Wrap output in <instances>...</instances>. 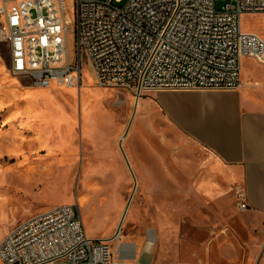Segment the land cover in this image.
I'll return each mask as SVG.
<instances>
[{"label":"rangeland","instance_id":"rangeland-1","mask_svg":"<svg viewBox=\"0 0 264 264\" xmlns=\"http://www.w3.org/2000/svg\"><path fill=\"white\" fill-rule=\"evenodd\" d=\"M63 1L71 27L75 0ZM223 4L216 1V10ZM240 27L264 37V12L241 15ZM68 51L73 55L71 31ZM9 60L7 45L0 43V240L30 216L73 204L88 238L117 234L111 248L122 241L134 243L131 264H143L137 261L142 254L146 264H264V220L245 201L241 208L235 192L241 183L193 180L195 173L184 180L180 171L178 185L135 179L144 170L131 168L127 158L132 154L155 149L169 155L176 147L193 148L167 133L161 138L147 126L146 131L135 127V100L153 94L98 86L85 65L77 86L37 87L27 75L13 74ZM250 60L245 57L241 65ZM88 180L96 184L84 188ZM106 186L121 199L112 203L121 206L112 223L101 216L108 203L102 196ZM190 187L196 201L172 195V190ZM82 192H87L83 205ZM84 208H89L88 217Z\"/></svg>","mask_w":264,"mask_h":264},{"label":"built area","instance_id":"built-area-1","mask_svg":"<svg viewBox=\"0 0 264 264\" xmlns=\"http://www.w3.org/2000/svg\"><path fill=\"white\" fill-rule=\"evenodd\" d=\"M75 0L66 24L63 0H0V43L10 71L34 86L79 84L87 66L98 86L137 94L170 89L232 90L240 62L264 65V37L244 32L241 15L264 0ZM74 42L68 51V34ZM241 208L243 188L236 187ZM109 239L88 238L73 204H58L15 224L0 240V264H125Z\"/></svg>","mask_w":264,"mask_h":264},{"label":"crops","instance_id":"crops-1","mask_svg":"<svg viewBox=\"0 0 264 264\" xmlns=\"http://www.w3.org/2000/svg\"><path fill=\"white\" fill-rule=\"evenodd\" d=\"M248 58L250 63L243 66L240 62L239 85L235 89L157 90L149 92L153 98L146 99L145 96L135 100L138 113L133 123L136 128L145 130L147 126L158 137L167 133L180 139L185 146H193L189 149L176 147L169 155L155 149L147 155L145 152L132 154L127 158L131 168L144 170L141 177L134 176L136 180L163 179L178 185L176 180H180V174L188 180L195 173L197 178L190 176L193 180L241 183L250 211L256 218L264 220V65ZM167 160L172 165L167 166ZM93 184L88 180L84 188ZM109 190L106 186L101 194L108 201L101 216L112 223L121 207L112 203L121 202V199ZM171 192L183 200H197L192 195V187ZM80 195L83 205L84 193ZM173 229L175 231V226ZM122 245L128 247L126 254L121 251ZM114 248H118L120 257L131 264L126 256L132 250L136 252L134 243L122 241Z\"/></svg>","mask_w":264,"mask_h":264},{"label":"bare ground","instance_id":"bare-ground-1","mask_svg":"<svg viewBox=\"0 0 264 264\" xmlns=\"http://www.w3.org/2000/svg\"><path fill=\"white\" fill-rule=\"evenodd\" d=\"M259 35H261V34H259ZM61 86H63L62 84H60ZM39 87H41V86H39ZM63 87H65V86H63ZM69 88H72V87H69ZM24 101V100H23ZM32 109V108H31ZM33 110V109H32ZM36 111V110H35ZM96 184V183H95ZM94 185V184H93ZM92 186V185H91ZM91 188V187H90ZM89 192V191H88ZM86 193L87 192H85L84 193V200H83V204H85V201H86ZM106 193V192H105ZM89 195V194H88ZM99 196V195H98ZM98 196H97V198H98ZM96 198V200H98ZM89 199V198H88ZM93 202V201H92ZM91 209V208H90ZM98 209V208H97ZM96 210V209H95ZM88 211H89V208H85V210H84V214L88 217V215H89V213H88ZM90 213H91V210H90ZM88 214V215H87ZM92 216V215H91ZM81 218V217H80ZM119 235V234H118ZM118 238V237H117ZM121 251L123 252V254H126L127 253V251H128V247L127 246H125V245H122V247H121ZM118 252H119V250H118ZM125 264H127L126 262H125Z\"/></svg>","mask_w":264,"mask_h":264},{"label":"water","instance_id":"water-1","mask_svg":"<svg viewBox=\"0 0 264 264\" xmlns=\"http://www.w3.org/2000/svg\"><path fill=\"white\" fill-rule=\"evenodd\" d=\"M126 258L128 260H133L136 258V254H135V250H132V252L130 253V255L126 256ZM139 263H143V264H146L147 263V256L146 254H142L138 260H137Z\"/></svg>","mask_w":264,"mask_h":264}]
</instances>
